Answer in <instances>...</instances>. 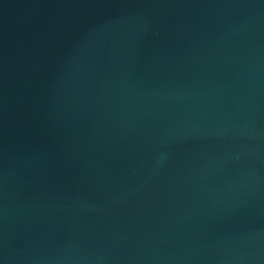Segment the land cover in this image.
Returning a JSON list of instances; mask_svg holds the SVG:
<instances>
[{
	"label": "water",
	"instance_id": "obj_1",
	"mask_svg": "<svg viewBox=\"0 0 264 264\" xmlns=\"http://www.w3.org/2000/svg\"><path fill=\"white\" fill-rule=\"evenodd\" d=\"M0 264H264V0H0Z\"/></svg>",
	"mask_w": 264,
	"mask_h": 264
}]
</instances>
